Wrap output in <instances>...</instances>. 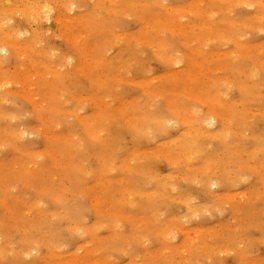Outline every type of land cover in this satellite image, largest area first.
I'll return each mask as SVG.
<instances>
[{
    "label": "rangeland",
    "instance_id": "374dc122",
    "mask_svg": "<svg viewBox=\"0 0 264 264\" xmlns=\"http://www.w3.org/2000/svg\"><path fill=\"white\" fill-rule=\"evenodd\" d=\"M0 11V264H71L86 254L98 264H264V5L0 0ZM173 13L175 25H155L156 16ZM182 23L188 28L176 27ZM71 33H82L95 48L83 49ZM156 40L167 44L165 55ZM93 54L102 58L94 76L103 78L90 75ZM209 107L225 118L206 125L207 133L192 130ZM79 116L100 130L98 140L85 134ZM48 132L61 138L45 137ZM70 158L75 167L64 165ZM29 242L36 252L26 255Z\"/></svg>",
    "mask_w": 264,
    "mask_h": 264
},
{
    "label": "bare ground",
    "instance_id": "6f19581e",
    "mask_svg": "<svg viewBox=\"0 0 264 264\" xmlns=\"http://www.w3.org/2000/svg\"><path fill=\"white\" fill-rule=\"evenodd\" d=\"M32 1H33V0H32ZM59 1H60V0H59ZM156 1H158V0H156ZM224 1H225V0H224ZM236 1H237V0H236ZM238 1H239V0H238ZM262 1H263V0H262ZM262 1H260V0H252V1L248 2V1H245V0H241V3L247 4V5H249V6H250V5H264V2H262ZM23 2H24V1H23ZM34 2H35V1H34ZM39 2H40V1H39ZM43 2H44V1H43ZM98 2H99V1H98ZM137 2H138V1H137ZM139 2H140V1H139ZM150 2H152V1H150ZM154 2H155V1H154ZM154 2H153V3H154ZM197 2H198V1H197ZM197 2H196V3H197ZM202 2H203V1H202ZM261 2H262V4H261ZM110 3L112 4V1H111ZM159 3H160V2H159ZM32 4H33V3H32ZM137 4H138V3H137ZM198 4H200V2L197 3V5H198ZM108 5H109V4H108ZM156 5H157V3H156ZM164 5H165V4H164ZM16 6H17V5H16ZM70 6H71V5H69V7H70ZM78 6H79V5H78ZM114 6H116V5H114ZM170 6H171V5H170ZM37 7L39 8V6H36V8H37ZM56 7H57V6H56ZM73 7H74V5H73ZM198 7H200V6H198ZM204 7H206V6H204ZM12 8H13V7H12ZM17 8H18V7H17ZM17 8H16V9H17ZM19 8H21V7H19ZM22 8H23V7H22ZM36 8L33 7V8H31V9H29V12H31V14H32V12H35V10L37 11L38 8H37V9H36ZM41 8H42V9H41V10L38 9V11H40L41 13H45V12H42L44 6H42ZM48 8H49V7H48ZM58 8H60V7H58ZM115 8H117V7H115ZM16 9H15V10L13 9V10L16 11ZM23 9H24V8H23ZM106 9H108V8H106ZM112 9H114V8H112ZM121 9H122V8H121ZM132 9H133V8H132ZM167 9H168V8H167ZM167 9H166V10H167ZM169 9H170V8H169ZM171 9H172V6H171ZM177 9H178V8H177ZM180 9H181V8H180ZM1 10H2V9H1ZM18 10H19V9H18ZM18 10H17V11H18ZM21 10H22V9H21ZM65 10H66V9H65ZM68 10H69V9H68ZM184 10H185V9H184ZM201 10H202V9H201ZM10 11H11V10H10ZM14 11H12V12H14ZM23 11H24V10H23ZM23 11H22V12H23ZM46 11H47V10H46ZM109 11H111V9H109ZM112 11H113V10H112ZM114 11H115L116 13H119L118 10H117V11L114 10ZM187 11H188V10H187ZM192 11H193V10H192ZM202 11H203V10H202ZM206 11H207V9H206ZM0 12H1V11H0ZM3 12H4V11H3ZM6 12H7V11H6ZM25 12L28 13V11H25ZM40 12H39V13H40ZM129 12H131V11H129ZM172 12H173V11H172ZM172 12H171V14H172ZM200 12H201V11H200ZM19 13H20V12H19ZM37 13H38V12H37ZM47 13H48V11L45 13L46 16H47ZM89 13H90V12H89ZM109 13H110V12H109ZM120 13H121V12H120ZM122 13H124V12H122ZM175 13H176V11H175ZM206 13H207V12H206ZM29 14H30V13H29ZM59 14H60V13H59ZM66 14H67V13H66ZM92 14H93V13H92ZM135 14H136V13H135ZM135 14H134V15H135ZM137 14H138V13H137ZM258 14H259V13H258ZM261 14H262V13H261ZM19 15H20V14H19ZM23 15H24V14H23ZM38 15H39V14H38ZM41 15H42V14H41ZM78 15H80V14H78ZM86 15H87V14H85V17H86ZM89 15H90V14H89ZM89 15H87V17H88ZM175 15H176V14H175ZM175 15H174V13H173V15H171V19H168L169 17H168L167 19H164L163 17H160L161 15H160V16H156L155 19H154V21H155V25H157V27L165 25L164 28H165V27H172L173 24H174V25L176 24V23H174V22L177 21V19L175 18ZM255 15L257 16V14H255ZM48 16H50V15H48ZM73 16L76 17V18L78 17V16H76V15H73ZM91 16H92V15H91ZM97 16H98V15H97ZM110 16L113 17V15H110ZM207 16H208V15H207ZM209 16H210V15H209ZM256 16H255V17H256ZM26 17H27V16H26ZM28 17H29V16H28ZM37 17H38V16L36 15V18H37ZM70 17H71V16H70ZM74 17H73V20H72V21H76ZM80 17H81V16H80ZM80 17H79V19H80ZM85 17H84V19H85ZM92 17L97 18L96 16H92ZM112 17H111V18H112ZM118 17H119V15H118ZM4 18H5V17H4ZM7 18H8V17H7ZM15 18H16V17H15ZM38 18H39V17H38ZM38 18H37V19H38ZM48 18H49V17H48ZM68 18H69V17H68ZM89 18H91V17H89ZM251 18H252V17H251ZM79 19H78V20H79ZM86 19H87V18H86ZM3 20H6V19H3ZM40 20H41V19H40ZM53 20H54V17H53ZM55 20H57V19H55ZM67 20H68V19H67ZM80 20H81V19H80ZM80 20H79V21H80ZM93 20H94V19H93ZM113 20H114V19H113ZM257 20H258V19H257ZM1 21H2V20H1ZM34 21H35V20H34ZM178 21H179V20H178ZM231 21H232V20H231ZM259 21H260V20H259ZM55 22H56V21H55ZM81 22H82V20H81ZM149 22H150V20H149ZM149 22H148V24H149ZM256 22H257V21H256ZM262 22H263V21H262ZM3 23H4V21H3ZM7 23H8V22H7ZM101 23H102V22H101ZM178 23H179V22H178ZM186 23H187V22H186ZM233 23H234V22H233ZM233 23H232V24H233ZM236 23H237V22H236ZM69 24H70V23H68V25H69ZM71 24H72V23H71ZM142 24H143V23H142ZM148 24H146V25H148ZM151 24H152V22H151ZM197 24H198V23H197ZM202 24H203V23H202ZM211 24H212V23H211ZM239 24H240V21H239ZM253 24H254V23H253ZM2 25H3V24H2ZM98 25L103 26V25H101L100 23H99ZM143 25L145 26V24H143ZM152 25H153V24H152ZM207 25H208V24H207ZM209 25H210V24H209ZM240 25H241V24H240ZM260 25H261V24H260ZM3 26H4V25H3ZM141 26H142V25H141ZM190 26H191V25H190ZM197 26H199V25H197ZM205 26H206V25H205V23H204V27H205ZM211 26H212V25H211ZM211 26H210V27H211ZM150 27H151V26H150ZM176 27H178V28H182V30H184V28H188V26L186 27V25H184L183 23H182V25H181V24L176 25ZM176 27H175V28H176ZM207 27H208V26H207ZM207 27H206V28H207ZM247 27H248V26H247ZM263 27H264V26H263ZM68 28H69V27H68ZM143 28H144V27H143ZM178 28H177V30H180V29H178ZM212 28H213V27H212ZM212 28H211V29L209 28V29L212 30ZM214 28H215V27H214ZM214 28H213V30H216V29H214ZM6 29H7V28H6ZM65 29H66V28H65ZM115 29H116V28H115ZM167 29H168V28H167ZM171 29H172V28H171ZM260 29H261V28H260ZM137 30H138V29H137ZM177 30H176V31H177ZM182 30H180V31H182ZM185 30H186V29H185ZM39 31H40V30H39ZM111 31H112V30H111ZM139 31H140V30H139ZM171 31L173 32V30H171ZM180 31H178V32H180ZM192 31H193V30H192ZM200 31H201V30H199V32H200ZM3 32H5V31L3 30ZM9 32H10V31H9ZM12 32H13V31H12ZM71 32H72V31H71ZM74 32H75V31H74ZM77 32H78V31H77ZM125 32H126V31H125ZM174 32H175V31H174ZM185 32H186V31H185ZM185 32L183 33L184 35L186 34ZM213 32H214V31H213ZM217 32H218V31H217ZM24 33H25V32H24ZM113 33H114V32H113ZM118 33H119V32H118ZM180 33H181V32H180ZM214 33H215V32H214ZM8 34H9V33H8ZM12 34H13V33H12ZM81 34H82V33H81ZM81 34H79V33H71V34H69V36H70V39H72V41L76 42V43H77L79 46H81L83 49H85V50L87 49V51H89V52L92 51L93 48H95V47H93V45L91 44V42L85 40L84 37H82L83 35H81ZM110 34H111V33H110ZM123 34H124V33H123ZM128 34H129V33H128ZM217 34H218V33H217ZM221 34L223 35V32H221ZM239 34H240V33H239ZM112 35H115V34H112ZM119 35H121V34H119ZM119 35H118V36H119ZM186 35H187V34H186ZM200 35H202V34H197V36H200ZM222 35H221V36H222ZM31 36H32V35H31ZM116 36H117V35H116ZM121 36H122V35H121ZM123 36H125V35H123ZM189 36H190V35H189ZM206 36H207V35H206ZM212 36H213V35H212ZM219 36H220V33H219ZM225 36H226V35H225ZM10 37H11V35H10ZM16 37H17V36H16ZM18 37H19V35H18ZM18 37H17V38H18ZM67 37H68V36H67ZM125 37H126V36H125ZM131 37H132V36H130V38H131ZM142 37H143V38H146V36H145V37L142 36ZM217 37H218V36H217ZM223 37H224V36H223ZM227 37L229 38L228 35H227ZM233 37H234V36H233ZM17 38H16V39H17ZM85 38H86V37H85ZM126 38H127V37H126ZM133 38H135V37H133ZM133 38H132V39H133ZM139 38H140V37H139ZM197 38H200V37H197ZM208 38H209V37H208ZM225 38H226V37H225ZM235 38H236V37H235ZM235 38H233V39H235ZM2 39H4V38H2ZM11 39H14V37H12ZM11 39H10V41L8 40L9 43L12 42ZM127 39H128V38H127ZM136 39H137V37H136ZM140 39H141V38H140ZM140 39H139V41H140ZM130 40H131V39H130ZM137 41H138V39H137ZM146 41H147V39H146ZM156 41H157V40H156ZM161 41H162V39H161ZM161 41H160V42H161ZM181 41H182V39H181ZM183 41H184V40H183ZM187 41H188V40H187ZM0 42H1V41H0ZM8 42H7V43H8ZM30 42H31V41H29V43H30ZM69 42H70V41H69ZM109 42H110V41H109ZM152 42H153V41H152ZM154 42H155V41H154ZM160 42L157 41V42H156L157 44H155V45L157 46V48L160 49L161 53H164V55H165V52H164V50H163V49H164L163 46H166L167 44L165 45V43H164V45L162 44V45H163V46H162L161 43H163V42H161V43H160ZM236 42H237V41H236ZM4 43H6V42H4ZM7 43H6V44H7ZM9 43H8V44H9ZM16 43H17V42H16ZM72 43H73V42H72ZM76 43H75V44H76ZM141 43H142V42H141ZM144 43H145V42H144ZM147 43L149 44V42H147ZM185 43H186V42H185ZM188 43H189V42H188ZM8 44H7V45H8ZM10 44H12V43H10ZM13 44L16 45L15 43H13ZM73 44H74V43H73ZM148 44H147V45H148ZM151 44H152V43H151ZM17 45H18V43H17ZM31 45H32V44H31ZM33 45H34V44H33ZM244 45H245V44H244ZM8 46H9V45H8ZM10 46H11V45H10ZM148 46H149V45H148ZM152 46H153V44H152ZM242 46H243V45H242ZM18 47H19V46H18ZM28 47H29V46H28ZM28 47H27V48H28ZM101 47H102V46H101ZM188 47H190V46H188ZM21 48H23V47H21ZM30 48H31V47H30ZM82 48H81V49H82ZM150 48H151V47H150ZM191 48H193V47L191 46L190 49H191ZM196 48H197V46H196ZM196 48H195V49H196ZM155 49H156V48H155ZM203 49H204V48H203ZM3 50H4V49H3ZM5 50H6V49H5ZM23 50H24V49H23ZM23 50H22V51H23ZM79 50H80V49H79ZM153 50H154V49H153ZM157 50H158V49H157ZM196 50H197V49H196ZM200 50H201V49H200ZM200 50H199V51H200ZM259 50H260V49H259ZM20 51H21V50H20ZM35 51H36V50H35ZM155 51H156V50H155ZM197 51H198V50H197ZM233 51H234V50H233ZM26 52H30V51H26ZM32 52H33V48H32ZM80 52H81V50H80ZM167 52H168V54H169V51H167ZM203 52H204V51H203ZM22 53H23V52H22ZM153 53H154V52H153ZM158 53H159V52H158ZM212 53H213V52H212ZM17 54H18V53H17ZM87 54H88V53H87ZM166 54H167V53H166ZM174 54H175V53H174ZM174 54H173V57H174ZM206 54H207V53H206ZM222 54H223V53H222ZM233 54H234V53H233ZM158 55H159V54H158ZM169 55L171 56L172 54H169ZM169 55H168V56H165V57L169 58V57H170ZM208 55H209V53H208ZM212 55H213V54H212ZM230 55H231V54H230ZM25 56H26V55H25ZM88 56H89V55H88ZM91 56H92V55H91ZM91 56H90V57H91ZM162 56H163V55H161V58H162ZM189 56H190V55H189ZM206 56H207V55H206ZM213 56H214V55H213ZM244 56H245V55H244ZM90 57H88L87 59L89 60ZM157 57H158V56H157ZM165 57H164V60H167V62H168L169 59H167V58H165ZM193 57H194V56H193ZM195 57H196V56H195ZM69 58H70V57H69ZM197 58H198V57H197ZM34 59H35V58H34ZM83 59H84V61H86V60H85L86 57H85V58L83 57ZM162 59H163V58H162ZM175 59H176V58H175ZM192 59H193V58H192ZM2 60H3V59H2ZM90 60H91V62H92L91 64H95V65H92V67L90 68V73H91L90 75H91V77H92V78H94L95 76H97V78H98V76L100 77V76L102 75V73H100L101 75L98 73V75L96 74V75L94 76V73H93V72H94V68L96 67V65H97V64L99 65V63L102 61V58H100L99 56H94V54H93V56L90 58ZM194 60L199 61L198 59H194ZM204 60H205V59H204ZM170 61H171V59H170ZM175 61H177V60H175ZM178 61H180V60H178ZM197 61H195V62L197 63ZM259 61H260V60H259ZM217 62L219 63V61H217ZM41 63H42V62H41ZM107 63H108V62H107ZM168 63H169V62H168ZM193 63H194V61H193ZM45 64H46V63H45ZM83 64H86V62H83ZM91 64H90V62H88V64H86V65L89 66V65H91ZM263 64H264V63H263ZM31 65H32V64H31ZM47 65H48V63H47ZM86 65H82V64H80V66L83 68V70L85 69L84 67H85ZM220 65H221V64H220ZM55 66H56V65H55ZM216 66H217V65H216ZM225 66H226V65H225ZM34 67H35V66H34ZM81 67H80V68H81ZM89 67H90V66H89ZM218 67H220V66L218 65ZM43 68H44V67H43ZM51 68H52V65H51ZM53 68H54V67H53ZM58 68H59V66H58ZM82 68H81V69H82ZM203 68H205V67H203ZM206 68H208V67H206ZM221 68H222V67H221ZM56 69H57V67H56ZM29 70H30V69H29ZM33 70H34V69H33ZM39 70H40V69H39ZM52 70H53V69H52ZM54 70H55V69H54ZM172 70H173V69H172ZM237 70H238V69H237ZM57 71H58V70H57ZM167 71H168V70H167ZM175 71L177 72V70H175ZM175 71H174V72H175ZM206 71H207V70H206ZM19 72H20V71H19ZM23 72H24V71H23ZM29 72H30V71H29ZM53 72H54V71H53ZM58 72H59V71H58ZM81 72H82V71H81ZM174 72H171L170 74H169V73H168V74H169V75H173ZM178 72H179V71H178ZM178 72H177V73H178ZM185 72H186V75H188V76H187L188 79H189V78H190V79H194V78L196 77V73H193V72H190V71H189V72H188V71H185ZM185 72H184V73H185ZM194 72H200V71H195V70H194ZM248 72H249V71H248ZM27 73H28V72H27ZM36 73H37V72H36ZM42 73H43V72H42ZM83 73H84V72H83ZM86 73H87V72H86ZM86 73H85V74H86ZM88 73H89V72H88ZM177 73H175V74H177ZM187 73H189V74H187ZM43 74H44V73H43ZM48 74H49V73H48ZM54 74H57V72H54ZM208 74H209V73H208ZM9 75H10V74H9ZM33 75H34V74H33ZM33 75H32V76H33ZM82 75H83V74H82ZM165 75H166V74H165ZM177 75H178V74H177ZM23 76H24V75H23ZM46 76H47V75H46ZM54 76H55V75H54ZM87 76H88V75H87ZM104 76H105V73H104ZM118 76H120V74H119ZM175 76H176V75H175ZM203 76H204V75H203ZM63 77H64V76H63ZM107 77H108V76H107ZM115 77H116V76H115ZM29 78L32 79V77H29ZM56 78H57V80H59L58 78H60V77L57 76ZM87 78H89V77H87ZM95 78H96V77H95ZM100 78H103V76L100 77ZM117 78H118V77H117ZM117 78H116V79H117ZM196 78H197V77H196ZM196 78H195V79H196ZM226 78H227V77H226ZM9 79H10V78H9ZM11 79H13V78H11ZM20 79H21V78H20ZM35 79H36V78H35ZM118 79H119V78H118ZM118 79H117V80H118ZM120 79H121V78H120ZM123 79H124V78H123ZM184 79H185V78H184ZM212 79H214V78H212ZM228 79H229V78H228ZM231 79H232V78H231ZM121 80H122V79H121ZM121 80H119V81L121 82ZM169 80H170V79H169ZM229 80H230V79H229ZM0 81H1V80H0ZM14 81H16V80H14ZM20 81H21V80H20ZM20 81H19V82H20ZM26 81H27V80H26ZM45 81H46V80H45ZM65 81H66V80H65ZM132 81H133V80H132ZM185 81H186V80H185ZM223 81H224V80H223ZM225 81H226V80H225ZM7 82H8V81H7ZM10 82H11V81H10ZM12 82H13V81H12ZM97 82H98V81H97ZM186 82H187V81H186ZM1 83H2V82H1ZM1 83H0V84H1ZM21 83H22V82H21ZM23 83H25V82H23ZM142 83H143V82H142ZM148 83H149V82H148ZM170 83H171V82H170ZM187 83H188V82H187ZM8 84H9V83H8ZM13 84H14V83H13ZM34 84H35V83H34ZM34 84H31V85H34ZM45 84H46V83H45ZM143 84H145V83H143ZM14 85H15V84H14ZM31 85H29V86H31ZM47 85H48V84H47ZM47 85H46V86H47ZM139 85H140V83H139ZM238 85H239V84H238ZM242 85H243V84H242ZM244 85H245V84H244ZM2 86H3V85H2ZM24 86H25V85H24ZM143 86H144V85H143ZM160 86H161V85H160ZM55 87H56V86H55ZM23 88H24V87H23ZM140 88L142 89L141 86H140ZM144 88H145V87H144ZM146 88H147V87H146ZM146 88H145V89H146ZM241 88H242V87H241ZM26 89H27V87H26ZM31 89H32V88H31ZM251 89H252V88H251ZM24 90H25V89H24ZM29 90H30V89H29ZM154 90H155V89H154ZM154 90H153V91H154ZM172 90H176V89H174V88H173V89H170L169 92L171 93ZM15 91H16V90H15ZM25 91H26V90H25ZM156 91H157V90H156ZM156 91H154V92H156ZM160 91H161V90H160ZM160 91H159L158 93H160ZM186 91H188V90H185V92H186ZM9 92H10V91H9ZM28 92H30V91H27V93H28ZM35 92H36V91H35ZM147 92H148V91H147ZM166 92H167V91H166ZM173 92H174V91H173ZM175 92H177V91H175ZM175 92H174V93H175ZM254 92H255V91H254ZM17 93H19V92L17 91ZM22 93H23V92H22ZM24 93H25V92H24ZM27 93H26V94H27ZM59 93H60V92H59ZM70 93H71V92H70ZM20 94H21V93H20ZM28 94H29V93H28ZM32 94H33V93H31V94H29V95H27V96H31L32 103H33L34 106H36L35 99H32V98L35 97V94H34V95H32ZM56 94H57V93H56ZM96 94H97V93H96ZM156 94H157V93H156ZM176 94H177V93H176ZM182 94H183V93H182ZM24 95H25V94H24ZM53 95H54V94H53ZM80 95H81V94H80ZM22 96H23V95H22ZM36 96H37V95H36ZM60 96H61V95H60ZM77 96H79V95H77ZM189 96H190V95H189ZM192 96H193V95H192ZM23 97H24V96H23ZM53 97L55 98V96H53ZM73 97H74V96H73ZM79 97H80V96H79ZM87 97H88V96H87ZM195 97L197 98V96H195ZM199 97H200V96H198V98H199ZM54 98H53V99H54ZM56 98H57V95H56ZM81 98H82V95H81ZM84 98H85V97H84ZM102 98H103V97H102ZM102 98H100V99H102ZM163 98H164V97H163ZM190 98H191V97H190ZM214 98H215V97H214ZM39 99H41V98H39ZM78 99H79V98H78ZM85 99H88V98H85ZM97 99H98V98H97ZM103 99H104V98H103ZM120 99H121V98H119V100H120ZM172 99H173V98H172ZM191 99H192V98H191ZM215 99H216V98H215ZM217 99L219 100V97H218ZM76 100H77V99H76ZM80 100H81V99H80ZM117 100H118V99H117ZM195 100H197V99H195ZM218 100H216V101L214 100V101H215V102H218ZM1 101H2V100H1ZM33 101H34L35 103H34ZM104 101H105V100H104ZM197 101H198V100H197ZM199 101H200V99H199ZM39 102H41V101H39ZM219 102H220V101H219ZM244 102H245V101H244ZM32 103H31V104H32ZM102 103H103V102H102ZM119 103H120V102H119ZM119 103H118V104H119ZM124 103H125V102H124ZM128 103H129V102H128ZM131 103H132V102H131ZM167 103H168V102H167ZM175 103H176V102H175ZM175 103H173V104H175ZM202 103H203V102H202ZM225 103H226V102H225ZM39 104H41V103H39ZM96 104H97V103H96ZM96 104H95V105H96ZM109 104H110V103H109ZM126 104H127V103H126ZM129 104H130V103H129ZM165 104H166V103H165ZM165 104H164V105H165ZM171 104H172V103H171ZM173 104H172V105H173ZM204 104H205V103H204ZM222 104H223V102H222ZM226 104H227V103H226ZM37 105H38V103H37ZM38 106H40V105H38ZM96 106H97V105H96ZM98 106H101L100 103H98ZM107 106H108V105H107ZM125 106H126V105H125ZM169 106H170V105H169ZM175 106H176V105H173L172 108H173L174 111L177 113V112H178V108H175ZM36 107H37V106H36ZM113 107H114V106H113ZM116 107H117V106H116ZM120 107H121V106H120ZM167 107H168V106H167ZM167 107H166V108H167ZM170 107H171V106H170ZM176 107H178V106H176ZM58 108H59V107H57L56 109L58 110ZM130 108H131V107H130ZM172 108H171V109H172ZM179 108H180L179 112H181V108H182V107H179ZM209 109H210V107H209ZM209 109H207V112H208ZM53 110H54V109H53ZM59 110H60V109H59ZM103 110H104V109H103ZM110 110H111V109H110ZM216 110H217V109H216ZM249 110H250V109H249ZM70 111H71V110H70ZM72 111H74V110H72ZM124 111H125V109H124ZM126 111H127V110H126ZM128 111H129V110H128ZM170 111H171V110H170ZM75 112H76V111H74V113H75ZM98 112H99V111L97 110V112H94V113H97V115H98V114H99ZM105 112H106V111H105ZM108 112H109V111H108ZM110 112H111V111H110ZM110 112H109V113H110ZM118 112H119V110H118ZM120 112H121V113H125V112H122V111H120ZM120 112H119V113H120ZM76 113H77V112H76ZM100 113H101V110H100ZM115 113H116V112H115ZM173 113H174V112H173ZM183 113H184V112H183ZM92 114H93V113H92ZM112 114H114V113L112 112ZM116 114H117V113H116ZM130 114H132V112H131ZM220 114H221V113L215 111V109H213V111L210 109V111H209L206 115H203V116H204L203 118L200 117V118H202V119H201L199 122L196 123V124H198V127L195 128V129H193L191 126H189V125H190L189 122H190L191 120L189 119L190 121H188V123H189V124H188V123H187V120H188L187 118H188V117H184V114H183V116H181V113H179V115H180L181 117H184L185 119H187V120H185V122H184V118H183V122H184L185 124L187 123L189 129H190V128H192V130H198V129H199V131H200L201 128L209 127V126H206V125H210V126H211V125L214 124V121L217 122V117L225 116V115H223V114H222V115H220ZM74 115H75V114H74ZM76 115H79V114H76ZM97 115H96V116H97ZM106 115H107V114H106ZM134 115H136V114H134ZM141 115H142V114H141ZM146 115H147V114H146ZM177 115H178V113H177ZM186 115H187V114H186ZM130 116H131V115H129L128 117H130ZM132 116H133V115H132ZM132 116H131V117H132ZM138 116L140 117L139 114H138ZM138 116H137V117H138ZM144 116H145V115H143V117H144ZM192 116H193V115H192ZM5 117H6V116H5ZM38 117H39V116H38ZM76 117H77V116H76ZM111 117H112V116H111ZM126 117H127V116H126ZM126 117L124 116L123 119H125ZM137 117H135V118L137 119ZM143 117H142V118H143ZM152 117H153V116H152ZM152 117H151V118H152ZM78 118H79V119H77V120H79V121L84 125V127H85V128L83 129V130H85V131L87 132V133L85 132V134L90 133V134L87 135V136H90V139H91L92 137H93V138L95 137V139L97 138L96 140H98V139L100 138V136H101V134L99 133L100 130H97L96 128H94V126L90 123V120H88V118H86V117H84V116H79ZM120 118H122V117H120ZM133 118H134V117H133ZM164 118H165V117H164ZM190 118H191V117H190ZM222 118H225V117H222ZM44 119H45V118H44ZM143 119L145 120V118H143ZM153 119H154V118H153ZM153 119H152V120H153ZM156 119H157V117H156ZM198 119H199V118H198ZM198 119H197V120H198ZM126 120H129V122L127 121L126 124H127V125H128V124L131 125V123H130V119H127V118H126ZM126 120H124V121L126 122ZM131 120H132V119H131ZM137 120H138V119H137ZM141 120H142V119H141ZM148 120H149V119H148ZM154 120H155V119H154ZM157 120H158V122H159V121H162V120H164L163 122H165V123L169 122V120L167 121L166 118H165V119H162V120H160V119H157ZM193 120H194V119H193ZM46 121H47V120H46ZM79 121H78V122H79ZM100 121H101V120H100ZM139 121H140V120H139ZM150 121H151V120H150ZM166 121H167V122H166ZM195 121H196V120H195ZM103 122H104V121H103ZM131 122H132V121H131ZM155 122H157V121H155ZM158 122H157V123H158ZM180 122H181V121H180ZM46 123H47V122H46ZM135 123H136V121H135ZM172 123H173V122H172ZM225 124H226V123H225ZM132 125L135 126V128H138V127H136V125H134V124H132ZM156 125H157V124H156ZM162 125H163V124H162ZM162 125H161V126H162ZM172 125H173V124H172ZM174 125H175V124H174ZM39 126H40V125H39ZM57 126H58V125H57ZM170 126H171V125H170ZM196 126H197V125H196ZM196 126H194V127H196ZM33 127H34V126H33ZM40 127H42V126H40ZM40 127L37 126V128H40ZM128 127H130V126H128ZM167 127H168V126H167ZM167 127H166V128H167ZM211 127H212V126H211ZM42 128H43V127H42ZM135 128H134V129H135ZM159 128H160V127H159ZM228 128H229V127H228ZM35 129H36V127H35ZM44 129H45V128H44ZM160 129H161V128H160ZM162 129H163V128H162ZM162 129H161V130H162ZM207 129H208V128L205 129L206 132L203 131V130H202V131L205 132V133H207ZM229 129H230V128H229ZM6 130H7V129H6ZM37 130H38V129H37ZM41 130H42V129H41ZM140 130H141V129H140ZM163 130H164V129H163ZM208 130H209V129H208ZM232 130H233V129H232ZM232 130H231V132H232ZM7 131H8V130H7ZM42 131H43V130H42ZM141 131H142V130H141ZM155 131H157V130H155ZM158 131H160V130H158ZM190 131H191V130H190ZM214 131H215V130H214ZM225 131H226V130H225ZM228 131H229V130H228ZM13 132H14V131H13ZM22 132H24V131H22ZM44 132L47 133L46 130H45ZM101 132H102V130H101ZM151 132H152V131H151ZM193 132H194V131H193ZM196 132H197V131H196ZM203 132H202L201 134H204ZM209 132H210V131H209ZM217 132H218V131H217ZM18 133H19V132H18ZM48 133H49V135H45V137L49 136L50 139H51V137H53V138L55 137V138H59V139L61 138V136L57 135V134L54 133V132H48ZM104 133H105V132H104ZM141 133H142V132H141ZM189 133H190V132H189ZM189 133H188V129H187V134H189ZM198 133H200V132H198ZM212 133H214V132H212ZM12 134H13V133H12ZM21 134H22V133H21ZM41 134H42V133H41ZM152 134H153V133H152ZM210 134H211V132H210ZM14 135H15V134H14ZM18 135L20 136V134H18ZM42 135H43V134H42ZM107 135H108V134H107ZM216 135H218V134H216ZM43 136H44V135H43ZM91 136H92V137H91ZM188 136H189V135H188ZM16 137H17V136H16ZM64 137H65V136H64ZM102 137H103V136H102ZM104 137H105V136H104ZM62 138H63V137H62ZM65 138H66L65 141H68L67 137H65ZM69 139H70V138H69ZM224 139H225V138H224ZM100 140H101V139H100ZM108 140H109V138H108ZM177 140H178V139H177ZM190 140H191V139H190ZM73 141H74V140H73ZM168 141H169V140H168ZM67 143H68V142H67ZM191 143H192V142H191ZM8 144H9V142H8ZM10 144H11V143H10ZM76 145H77V144H76ZM73 146H74V145H73ZM1 147H2V146H1ZM15 147H16V146H15ZM192 147H194V146H192ZM74 148H75V147H74ZM157 149H158V148H157ZM22 150H23V149H22ZM138 150H139V149H138ZM138 150H137V151H138ZM140 150H141V149H140ZM198 150H199V149H198ZM18 151H20V150H18ZM47 151H48V150H47ZM141 151H143V150H141ZM145 151H146V150H145ZM147 151H148V150H147ZM147 151H146V152H147ZM25 152H26V151H25ZM43 152H44V151H43ZM45 152H46V151H45ZM131 152H132V151H131ZM133 152H134V150H133ZM150 152H151V151H150ZM158 152H159V151H158ZM48 153H50V152H48ZM190 153H191V151H190ZM50 154H51V153H50ZM50 154H49V155H50ZM159 154H160V152H159ZM185 154H186V153H185ZM194 154H195V152H194ZM166 155H167V154H166ZM181 155H182V154H181ZM164 156H165V155H164ZM176 156H177V155H175V157H176ZM182 156H183V155H182ZM188 156H189V155H188ZM55 157H56V156H55ZM69 157H70V156H69ZM165 157H166V156H165ZM167 157H168V156H167ZM168 158H169V157H168ZM173 158H174V156H173ZM72 159H73V158H72ZM72 159L70 158L71 161H70L69 163H65V162L63 161V162H64V165H65V166H70V167H75V165H74V161H73ZM120 159H121V158H120ZM166 159H167V158H166ZM175 160H176V159H175ZM0 161H2V160H0ZM129 161H131V160H129ZM53 162H54V161H53ZM67 162H68V161H67ZM71 162H73V166L71 165V164H72ZM169 162H170V160H169ZM175 162H176V161H175ZM75 163H76V162H75ZM105 163H106V161H105ZM170 163H171V162H170ZM185 163H186V162H185ZM22 164H23V163H22ZM59 164H60V163H59ZM61 164H62V163H61ZM78 164H79V163H78ZM78 164H76V166H77ZM102 164H103V163H102ZM109 165H110V164H109ZM109 165H108V167H109ZM118 165H119V163H118ZM124 165H125V164H124ZM170 165H171V164H170ZM62 166H63V164H62ZM78 166H79V165H78ZM119 166H120V165H119ZM130 166H131V164H130ZM125 167H126V166H125ZM125 167H124V168H125ZM253 167H254V166H253ZM77 168H78V167H77ZM79 168L82 169V167H79ZM79 168H78V171L81 170V169H79ZM132 169H133V168H132ZM200 169H201V168H200ZM83 170H84V169H83ZM133 170H134V169H133ZM257 170H258V169H257ZM87 172H88V171H87ZM226 175H227V174H226ZM177 176H178V175H177ZM183 176H184V175H183ZM180 177H181V176H180ZM238 177H239V176H238ZM240 178H241V177H240ZM112 179H113V178H111V180H112ZM149 179H150V178H149ZM208 179H209V177H208ZM231 179H232V178H231ZM115 180L118 181V179H114V181H115ZM131 180H132V179H131ZM236 180H237V179H236ZM109 181H110V180H109ZM132 181H133V180H132ZM208 181H209V183H211V185L215 184V181L212 182V180L210 181V179H209ZM111 182H112V181H111ZM118 182H119V181H118ZM120 182H121V180H120ZM108 183H109V182H108ZM102 185H104V184H102ZM122 186H124V185L122 184ZM103 187H104V186H103ZM103 187H102V188H103ZM40 188H42V187H40ZM160 188H161V187H160ZM168 188H170V187H168ZM100 189H101V188H100ZM94 190H95V189H94ZM110 190H111V189H110ZM103 191H104V190H103ZM171 191H172V190H171ZM98 193H99V191H98ZM140 193H141V192H140ZM231 193H232V192H231ZM242 193H243V192H242ZM95 194H96V193H95ZM100 194H101V192H100ZM100 194H99V196H101ZM141 194H142V193H141ZM215 194H216V193H215ZM246 194H247V193H246ZM97 195H98V194H97ZM97 195L95 196L96 198H95V197H94V198L98 200V196H97ZM241 195H242V194H241ZM52 196H53V195H52ZM167 196H168V195H167ZM225 196H226V195H225ZM235 196H236V195H235ZM237 196H238V195H237ZM104 197H105V196H104ZM108 197H109V196H108ZM108 197H105V200H106ZM121 197H122V195H121ZM216 197H217V196H216ZM238 197H239V196H238ZM240 197H241V196H240ZM90 198H91V197H90ZM94 198H93V200H94ZM102 198H103V196H102ZM233 198H234V197H233ZM235 198H236V197H235ZM55 199H56V197H55ZM121 199H122V198H121ZM229 199H230V198H229ZM238 199H239V198H238ZM98 201H99V200H98ZM101 202H103V201H101ZM104 203H105V202H104ZM34 204H35V203H34ZM91 204H92V203H91ZM128 205H129V203H128ZM94 207H95V205L93 206V208H94ZM96 207H97V206H96ZM107 207H108V206H107ZM189 207H190V206H189ZM95 209H97V208H95ZM93 210H94V209H93ZM103 210H104V209H103ZM97 211H99V210H97ZM154 216H155V215H154ZM133 218H134V217H133ZM126 219H127V218H126ZM82 226H83V225H82ZM135 226H136V225H135ZM174 226H175V225H174ZM87 227H88V226H87ZM176 227H177V226H176ZM80 228H82V227H80ZM178 228H179V227H178ZM178 228H177V229H178ZM83 229H84V230H87V229H89V227H88V228H83ZM83 229H81V230H83ZM90 229H91V228H90ZM194 229H195V228H194ZM84 230H83V231H84ZM90 231H91V230H90ZM180 231H181V229H180ZM86 232H88V231H86ZM88 233H89V232H88ZM187 233H188V232H187ZM95 236H96V234H95ZM189 236H191V235H189ZM189 236H188V237H189ZM131 237H132V236H131ZM163 237L165 238V236H163ZM191 237H192V236H191ZM191 237H190V238H191ZM168 238H169V237H168ZM190 238H189V239H190ZM95 239H96V238H95ZM98 239H99V238H98ZM179 239H180V238H179ZM189 239H188V243H189V241H191V240H189ZM193 239H194V238H192V240H193ZM205 239H206V238H205ZM36 240H37V239H36ZM99 240H100V239H99ZM136 240H137V239H136ZM139 240H141V239H139ZM41 241H42V240H41ZM93 241H94V240H93ZM194 241H195V240H194ZM94 242H95V241H94ZM139 242H140V241H139ZM183 242H185V241H183ZM115 243H116V242H115ZM141 243H142V242H141ZM190 243H191V242H190ZM190 243H189V244H190ZM195 243H196V242H195ZM204 243H205V242H204ZM204 243H203V244H204ZM189 244H188V245H189ZM205 244H207V243H205ZM205 244H204V245H205ZM208 245L210 246V244H208ZM211 245H212V244H211ZM47 246H50V245H47ZM47 246H46V247H47ZM81 246H82V245H81ZM181 246H182V245H181ZM206 246H207V245H206ZM206 246H205V248H206ZM25 247H26V249H27V252L24 253V254H26V255H27V254L31 255L30 252L35 251L37 246H35V243H33V242L30 243V242H29V244H26ZM212 247H213V246H212ZM212 247H211V248H212ZM49 248H50V247H49ZM94 248H95V247H94ZM177 248H178V247H177ZM193 248H194V247H193ZM229 248H230V247H229ZM75 249H76V248H75ZM79 249H81V247H80ZM79 249H78V250H79ZM83 249H84V248H82V250H83ZM78 250H76V251L74 250V252L78 253V252H77ZM185 250H186V249H185ZM197 250H198V249H197ZM199 250H201V248H200ZM225 250H226V248H225ZM21 251H22V250H21ZM161 251H162V250H161ZM177 251H178V250H177ZM209 251H210V250H209ZM213 251H214V250H213ZM22 252H25L24 249H23ZM22 252H21V253H22ZM35 252H36V251H35ZM210 252H211V251H210ZM19 253H20V252H19ZM88 253H89V252H88ZM178 253H179V252H178ZM179 254H181V253H179ZM204 254H205V253H204ZM79 255H80V254H79ZM89 255H90V257H91V255H92V251L89 253ZM202 255H203V254H202ZM211 255H212V254H211ZM72 256H73V255H72ZM74 256H75V255H74ZM80 256H81V257L77 256V257H73V258H71V261H70L71 264H98V260H100V259H91V260L89 261L87 254H86V257H82V256H84V255H80ZM186 256H187V255H186ZM94 257H95V256H94ZM96 257H98V256H96ZM159 257H160V256H159ZM181 257H182V256H181ZM188 257H189V256H188ZM163 258H164V257H163ZM67 261H68V260H67ZM105 261H106V259H105ZM105 261H104V262H105ZM170 261H171V260H170ZM182 261L184 262V259H183ZM239 261H240V260H239ZM246 261H247V260H245V262H246ZM100 262L102 263V260H101ZM104 262H103V263H104ZM107 262H108V261H107ZM241 262H242V261H241ZM108 263H109V262H108ZM110 263H111V262H110ZM110 263H109V264H110ZM187 263H188V262H187ZM238 263H239V262H238ZM99 264H100V263H99ZM112 264H113V263H112ZM244 264H245V263H244ZM248 264H250V263H248Z\"/></svg>",
    "mask_w": 264,
    "mask_h": 264
}]
</instances>
